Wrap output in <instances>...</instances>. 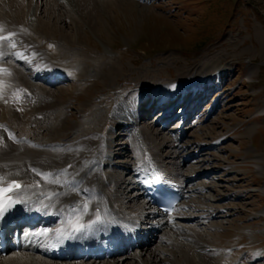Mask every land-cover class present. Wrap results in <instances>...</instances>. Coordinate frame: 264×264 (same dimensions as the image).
<instances>
[{
  "label": "bare ground",
  "instance_id": "6f19581e",
  "mask_svg": "<svg viewBox=\"0 0 264 264\" xmlns=\"http://www.w3.org/2000/svg\"><path fill=\"white\" fill-rule=\"evenodd\" d=\"M66 1V4L70 2L73 7L75 6L66 9L68 15L63 10L65 5L57 0H48L44 8H39L38 0H9L6 4L9 12L2 5L4 0H0V37H5V39H0V61L11 63L0 64V69H4L0 71V186L7 189L10 201L14 202L2 213V216L10 220L12 216L32 211L33 203H40L42 205L40 210L45 211L51 219L56 215L59 217L58 228L66 227L68 224L76 226L73 227V230L76 229L72 234L75 235V240H79L81 238L80 229L83 228L80 222L83 219L88 220L87 223L90 225L99 213H103L104 221L110 216L120 215L137 218L142 209L146 208L145 204L148 203L144 198L145 203L140 197L127 200L122 198L132 194V186H137V178L143 168L148 167V160L165 164L167 157L160 154L164 146L174 148V151L169 150L166 155L174 154L176 158L184 147L181 146L182 149L177 147V138L166 137V134L164 135L158 128H148L146 125H141V121L136 126L133 116H143L144 112L146 114L149 111L147 110L148 102H154V99L149 100L153 96L158 95L160 99L168 97L174 98L175 101H183L185 96L181 97V90L195 87L197 84L207 87L205 72L210 67L205 66L202 70H192L188 68L190 66L188 63L187 68L180 69L175 78L166 80L151 69H144L140 73L127 72L125 74V71H122L115 74L117 65L114 62L104 57H100L99 60L95 59L96 61L92 60L89 55L78 51L70 43L71 39L67 34L63 36L64 33H61V28L57 24L64 22L66 27L67 17H87L90 5L87 0ZM41 11L43 17H39ZM27 12L30 13L27 14ZM55 21L58 23L53 24ZM41 28L44 34L39 31ZM10 40L23 41L13 48L10 46ZM20 60L23 64L22 68L18 65L21 64ZM163 64L165 65V62ZM150 67H155V71L161 68L156 64H150ZM27 68L32 70L29 71ZM23 69L26 72H22ZM46 71H51L54 76L73 72L74 80L81 81L84 86L81 90H87L86 103H83L78 110L80 117L83 118L79 119L78 123L68 125L63 119V109L58 104L40 103V98L44 99L53 94L49 92L47 94L46 90L44 92L40 86L41 84L37 85L32 81L35 80L36 75ZM119 76L122 77L117 78ZM96 80L102 87L98 97L88 90V85L98 86ZM191 84L193 85L190 86ZM119 85H135L140 91L134 92L132 96L128 95L127 90L115 92L118 89L115 86ZM143 87L145 89L142 91ZM199 90L200 88L197 92ZM111 91H114L112 93L114 96L110 94ZM137 98L140 99L139 108L134 109L133 100ZM191 105L192 102L189 103L185 114L191 111L193 108ZM144 106L146 111H144ZM123 109L126 112L134 109L132 111L134 115L121 119L119 112ZM108 115L109 118H107ZM119 126L128 128L129 138L122 149L129 147L133 159L130 164H125V168V162L123 163L121 170L124 172L128 170L126 178L123 171L118 174L109 172L112 175L104 173L110 164H116V161L113 163L110 161L113 160L111 158L113 150L117 148L116 138L119 135L117 134ZM41 131H45L46 135L41 134ZM37 135L40 136L37 137ZM199 155L202 156L203 152L200 151ZM115 156L121 157L120 152L115 153ZM180 170L178 166L174 174L176 177L181 175ZM188 170H191L189 174L191 184L195 182L197 174H200L199 176L208 175V168L203 165L197 166L196 170L190 166ZM196 171L201 172L196 173ZM41 173L44 176H41ZM189 181L184 184L178 182L182 193L184 192L183 197L189 191ZM197 188L219 192L217 186H210L206 183L200 184ZM219 194L222 193L217 195ZM209 206L215 208L217 205ZM127 208H131L134 214L126 213ZM197 211L194 209L188 212H174L169 217L172 219L171 222L168 217H165L161 219L162 223L158 222V225L147 221L149 222L147 231L152 230L157 234L148 241L141 240L139 251L131 254L132 258H135L132 264H161L167 261L166 255L172 264L181 263L180 255L186 257V264H192L190 257L198 255L193 253L194 251L186 242L181 243L177 235L170 233L186 230V226L178 223L180 221L184 223L195 221V224H204L206 217ZM206 213L208 214L207 210ZM153 214H156L155 210L150 211L148 218ZM210 216H212L211 213ZM94 222V225L102 226L98 224V220ZM198 226L193 225L196 236L194 243L198 240L201 242L211 239L206 238L207 236L199 231ZM166 228L171 232L162 233L161 231H165ZM56 230L54 227H43L38 230L36 237L48 233L52 236L51 239L56 240ZM161 240L168 244V250L166 248V250H162L163 248L149 250L150 245L161 242ZM40 241L43 239L41 238ZM203 247L200 250V264H218L221 260L227 264H237V262L228 261L227 255H222L219 260H213L209 254L211 252L209 248ZM39 252H41V257L38 256V258L31 254L37 253L34 251L23 253L22 256L10 254L5 258H0V264H69L59 260V262L52 263L48 259H56L54 256L49 252ZM121 252H123L121 249L116 250L115 253L120 254L112 261L95 262L91 259L81 264H129L125 260L130 255H121ZM188 252L191 254L190 257L187 256ZM142 253L146 258H141ZM261 258L263 256H257V259ZM77 261L76 264H80L79 260Z\"/></svg>",
  "mask_w": 264,
  "mask_h": 264
},
{
  "label": "rangeland",
  "instance_id": "374dc122",
  "mask_svg": "<svg viewBox=\"0 0 264 264\" xmlns=\"http://www.w3.org/2000/svg\"><path fill=\"white\" fill-rule=\"evenodd\" d=\"M8 1L2 3L7 12ZM57 1L65 5L63 10L68 15L66 9L73 5L70 2L66 4V0ZM87 1L91 5L87 17H67L66 27L64 22L57 24L56 19L53 24L61 28L63 36L67 34L70 37V43L78 51L86 53L92 60L104 57L114 62L117 65L115 74L122 71L125 74L140 73L144 69H151L166 80L175 78L180 69L187 68L188 63V68L192 70L210 67L205 72L209 97L206 106L200 111L203 115L198 124L187 129L180 146L175 137L177 147L182 149L184 145L183 151L177 158L174 154L166 155L169 150L174 151V148L164 146L160 152L167 157L165 166L174 170L178 166L181 168V178L183 176L186 179L191 173L192 169L188 170L190 166L195 170L199 165L208 168V175L197 176L195 182L189 185L187 197L182 202L183 207L179 209L198 210L206 220L204 224L180 221L186 230L170 234L177 235L181 243L186 242L193 253L198 255L192 257L188 252L192 264H200L202 246L209 248L213 260L227 255L228 261L237 264H264V0ZM47 2L38 0L39 8H44ZM42 13H39V17H43ZM39 31L45 33L42 28ZM22 41L12 40L11 45L16 47ZM0 64L11 63L0 61ZM150 64L158 67L161 65V68L155 71V67H150ZM18 65L23 67L22 63ZM68 77L69 80L54 86H45L38 80L32 82L41 84L44 92L46 90V93L53 94L40 98V103H56L61 106L63 119L72 125L83 118L78 110L86 103L87 90H81L84 86L81 81L74 80L73 72ZM96 83L98 86L88 85V90L98 97L102 87L99 81L96 80ZM115 88H118L115 92L127 90L130 96L140 91L135 85H119ZM113 92H110L112 96ZM143 108L146 111L145 106ZM146 114L144 112L143 116ZM157 126L152 124L148 128H158L166 137L178 136L174 131V136L168 134L172 133L174 123L167 129ZM121 127L117 128V148L112 154L115 156V152H120L121 157H116L119 162L117 166L121 167L125 162V168V164H130L132 154L130 152L129 155V147L122 149L128 138L123 137L124 130ZM42 133L46 135L45 131ZM200 151L203 152L202 156L199 155ZM185 156L193 157V160L180 166ZM120 171L123 170H110L113 174ZM104 173L112 175L106 171ZM123 175L126 178L127 173ZM205 183L217 186L219 192L197 188ZM218 193L222 194L219 196ZM129 198H132V194L122 199ZM211 204L217 206L210 208ZM193 225H199V231L211 239L194 243L196 236ZM152 248L168 250V244L161 240L151 245L149 250ZM145 254L142 253L141 258H146ZM260 255L263 258L257 259ZM180 257V264H186V257ZM165 258L167 261L161 264H172L167 255ZM134 259L130 255L125 261L132 264ZM218 264L227 263L221 260Z\"/></svg>",
  "mask_w": 264,
  "mask_h": 264
},
{
  "label": "snow or ice",
  "instance_id": "6c2138e0",
  "mask_svg": "<svg viewBox=\"0 0 264 264\" xmlns=\"http://www.w3.org/2000/svg\"><path fill=\"white\" fill-rule=\"evenodd\" d=\"M0 39H5V37H0ZM0 71H4V69H0ZM41 176H44V174H40ZM16 187H19V185H15ZM14 203L12 201H9V203L7 205L4 204H0V213H3L4 211H6L9 207H11V204Z\"/></svg>",
  "mask_w": 264,
  "mask_h": 264
}]
</instances>
